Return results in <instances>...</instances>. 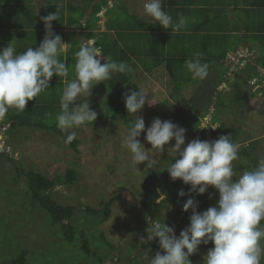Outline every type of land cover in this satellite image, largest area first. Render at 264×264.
I'll return each mask as SVG.
<instances>
[{
    "label": "rangeland",
    "instance_id": "374dc122",
    "mask_svg": "<svg viewBox=\"0 0 264 264\" xmlns=\"http://www.w3.org/2000/svg\"><path fill=\"white\" fill-rule=\"evenodd\" d=\"M220 44L222 47L227 43L221 41ZM218 45L214 46L213 54L220 51ZM194 49L199 51L198 47ZM235 55L227 58L229 64L247 57L246 53L244 56L243 53ZM245 69L249 74L248 68ZM165 75L162 71L148 76L134 73L133 81L138 90L143 89L149 98V104L146 103L138 113L143 117L146 129L154 118L171 120L172 112L183 121L188 118L181 112V108L184 110L189 107L175 105V101H184L185 98H173L171 93L175 85L183 84L188 85L190 89L180 93L194 96L195 90H191V87L195 80L189 72L178 84ZM256 82L254 79L250 83L254 85L253 89L252 85L247 87L244 81L241 84L242 92L248 94L259 89ZM99 85H95L91 90L93 98L85 99L91 101L90 109L97 113L95 122L66 130L67 134L75 132L76 150L53 131L15 123L10 127L4 116L0 117V129H5V141L0 143V151H6L11 157V160L5 156L0 158V264L18 257L22 250L27 252L24 264H149L156 252L162 253L154 241L140 242L141 237H146L145 229L149 219L172 223L170 227H174L177 236L189 225L191 209L185 213L186 220L180 216L182 225L176 221L179 206H183L188 198L193 197L187 195L189 186H182V180H172L165 170L174 162L173 157L169 156L167 151L160 155L153 154L156 164L151 170L145 169L146 162L138 165V170H133L130 153L122 147L127 131L123 117L117 115L111 121L108 90ZM218 89L223 90V86L219 85ZM197 92L205 93L204 90ZM263 92L248 98L249 104L241 106L233 98L236 92L230 89L225 91L223 97L230 99L232 106L227 109L220 108L215 114V102L213 108H210V116L219 117L221 120L213 124L220 125L231 135L233 141L242 142V148L248 153L246 156L240 150L239 158L233 161L237 177L264 158ZM192 96L190 98L194 100ZM9 111L23 113L15 109ZM60 111V106L50 107L45 114V122L48 125H56L55 117ZM131 116L135 119L134 115ZM172 122L187 130L186 143L197 138L202 141H214L219 138V127L213 132L209 131L206 136L204 134L203 138L201 129L192 131L189 123H179L175 120ZM144 136L145 133H141V143L146 149H151ZM174 143V140L170 141L165 148ZM254 158L257 159L253 160ZM239 165L243 166V169H238ZM68 168L77 172L76 179L71 184L66 183L64 178ZM30 169L56 179L57 183L50 190L52 197L60 204L76 208L69 220L74 230L71 242L65 239L59 225L51 221L46 211L30 203L22 175V171ZM153 172H158V176L146 178ZM180 190L186 193L184 197L178 195ZM203 195V198H194L198 202V212L215 206L218 200V193L212 186H209ZM108 201V217L102 214L93 216L83 210L86 207L99 209ZM207 251L198 249L191 255L192 264H203ZM261 264H264V260Z\"/></svg>",
    "mask_w": 264,
    "mask_h": 264
},
{
    "label": "clouds",
    "instance_id": "9594fccd",
    "mask_svg": "<svg viewBox=\"0 0 264 264\" xmlns=\"http://www.w3.org/2000/svg\"><path fill=\"white\" fill-rule=\"evenodd\" d=\"M143 11L155 24L171 29V33H179L188 26V18L183 15L174 22L173 17L164 11L162 0H146ZM58 16L56 10L41 17L45 36L35 49L28 47L19 54L11 44L0 49V117L9 109L23 112L29 101L50 88L54 75L68 76V68L60 59L68 43L53 32L52 22L58 21ZM75 59L74 78L63 81L61 111L55 117L56 126L61 131L95 122L97 113L90 109L88 100L76 104L77 98L82 95L89 97L95 85L111 79L114 73L130 70L124 62L106 57L92 41L81 42ZM185 67L193 80L202 81L208 75L209 65L201 61L199 52L185 61ZM148 99L143 89L124 94L126 111L135 119L127 128L122 147L130 153L133 170H138V165L145 162V169L151 170L156 164L153 154L167 151L174 162L165 170L172 180L179 179L190 185L187 195H202L209 186L218 193L215 206L202 212L197 211L198 202L194 198L187 199L182 206L183 211L191 209L192 214L189 225L181 230L179 236L175 234L174 227L168 226L165 221L148 220L146 237H141L140 242L156 240L162 250V253H155L150 264H192L190 256L197 252L201 244L209 242L214 246L204 255L203 264H261L264 260V158L237 177L233 161L239 158L242 145L234 143L231 135H221L214 141L197 138L186 143L185 128L158 117L146 129L145 121L138 113ZM218 127L220 125L211 123L208 114L203 116L199 126L213 130ZM141 133H145L144 139L151 149H146L141 143ZM74 138L75 132H72L67 136L66 143ZM172 140L174 145L166 149L165 146ZM178 195L184 197L186 193L180 190Z\"/></svg>",
    "mask_w": 264,
    "mask_h": 264
},
{
    "label": "crops",
    "instance_id": "0c3cea01",
    "mask_svg": "<svg viewBox=\"0 0 264 264\" xmlns=\"http://www.w3.org/2000/svg\"><path fill=\"white\" fill-rule=\"evenodd\" d=\"M145 2L146 0H0V49L11 44L19 54L28 47L34 49L38 47L45 36L41 17L56 10L59 16L58 21L52 22L53 32L60 35L63 42L68 43L66 51L60 57L68 68V76L54 75L50 81V88L28 104L60 106V96L65 86L63 81L74 78L75 53L79 50L81 42L92 41L102 50L97 44L101 39L105 48L117 46L125 50L126 56L122 62L130 69L125 74L132 82L135 72L148 76L162 71L166 77H169L168 79H172L167 63L172 68L173 74L183 77L180 82L188 73L185 61L192 58L194 53L201 54V61L209 65L208 75L204 80H195L192 84L191 90H195L194 96L180 93L182 90L186 92L190 89L188 85L183 84L175 85L171 93L173 98L176 96L185 98L184 101H179L180 103L175 101L176 106L189 107L184 110L181 108V112L188 116L184 121L174 117L173 121L179 123H198L197 128H199L203 116L210 115V108H213L214 102L215 108L218 109L213 108L215 110L213 114L220 108L227 109L232 106V101L225 99L223 95L225 91L233 90L234 83L238 84L241 93L238 95L241 97L235 93L233 98L241 106L249 104L248 98H253L256 93L264 91V67L257 64L259 58H264V0H162L164 11L173 17L174 22L180 15L188 18L186 30L179 33H171V29H164L147 17L143 11ZM221 41L227 44L221 47ZM216 44H219L220 51L213 54L212 50ZM196 47L199 51L194 49ZM236 53H243V56L246 53L247 57L242 56L243 59L229 64L227 58L236 56ZM119 54L123 57L121 53ZM157 57L161 62L155 65ZM215 57H219V62L212 61ZM239 64L241 66H238ZM253 65L258 74L250 78V66ZM245 68H248L249 74ZM254 79L257 80L256 84L260 88L257 87L259 89H255L254 92L244 94L241 84L245 81L247 87L251 86L250 83ZM104 83H99V86L102 85L107 89L103 86ZM219 85L223 86V90L218 89ZM251 87L254 89V85ZM199 90H204L205 93H196ZM93 96L91 92L89 97L93 98ZM191 96L194 100L190 98ZM89 97L79 96L76 104L86 101L85 99ZM219 121L221 122L219 117L214 118L211 115V123ZM199 129L203 138L204 134L206 136L209 131H214L205 128L206 131L203 133L202 128ZM219 131L224 129L219 127L217 135L220 134ZM224 133L228 135V132L224 131ZM237 143L242 144V142ZM181 185L184 186V183L181 182ZM187 186L190 188V185ZM197 196L196 193H192L191 197ZM185 213L183 207L179 206L177 212L179 215L176 218L178 224L182 225L179 218L180 216L185 218Z\"/></svg>",
    "mask_w": 264,
    "mask_h": 264
},
{
    "label": "trees",
    "instance_id": "16d2710c",
    "mask_svg": "<svg viewBox=\"0 0 264 264\" xmlns=\"http://www.w3.org/2000/svg\"><path fill=\"white\" fill-rule=\"evenodd\" d=\"M104 41L98 40L97 44L102 47V52L106 55L109 56L114 61L117 62H122L124 57L126 56L125 50L119 47H109L105 48L104 46ZM106 43V42H105ZM121 53L123 57L119 54ZM162 58V57H161ZM155 65L159 64L161 62V59L158 57L155 59ZM219 57H215L212 61L214 63L219 62ZM210 62V61H209ZM247 63H244V65ZM257 64L261 66L262 68L264 67V58H259L257 60ZM167 68L170 77H172V80L175 81V83H179V76L176 74H173L172 68L168 66L167 63ZM250 71L251 73L249 74L250 78H252L254 75H257L258 73L255 71L256 67L255 65L250 66ZM248 76V77H249ZM183 78V77H182ZM105 83L103 84L104 87L107 88L108 90V97H109V109L111 110V121L117 116V115H122L123 117V122L128 128L130 123L134 120V118L131 115H128L125 107V101H124V94L126 92H129L130 90H136L137 85L136 83L130 81L127 79V76L125 73H118L117 75H113L111 79L104 81ZM264 87V86H263ZM261 87V88H263ZM233 90L236 92V94L241 95L240 90L238 88V84L235 85L233 84ZM238 95V96H239ZM241 97V96H239ZM52 106H44V105H33V104H27L25 110L23 111L22 114H16L13 112L8 111L5 115L6 122L10 121L11 124H19L20 126H29V127H34L37 129H43L47 131H53L57 133L59 136H61L65 141L66 138L69 134H67L66 131H61L56 125H48L45 122V117H46V112L48 109ZM174 113H170L171 116V121L174 119ZM189 123L188 126H192V130H195V128L198 127V123L192 124L191 122H186ZM12 125H10L11 127ZM206 129H202V132L204 133ZM220 134L218 133L219 136L221 135H226L224 131H219ZM233 140V139H232ZM234 143H237L233 141ZM72 148L76 150V139L74 138L70 143H68ZM242 147H244L242 145ZM241 147V151L243 152L244 155L248 156V153L246 152L245 148ZM239 150V151H240ZM3 156L7 157L9 160H11V157L8 155L6 151H0V158ZM253 160H256L255 158ZM146 165V163H145ZM240 169H243V166L239 165ZM149 170V169H147ZM77 172L73 168H68L65 172V182L66 183H73L74 180L76 179ZM158 172H153V174H150L146 176V178L151 179L152 176H158ZM22 175L25 178L26 182V191L30 199V203L32 205H38L41 209L46 211L50 218L51 221L54 224H58L61 232L63 233L65 239L68 242L72 241V238L74 236V230L73 226L70 223V218H72L74 211L76 208L74 206L70 205H63L58 203L51 195L50 190H52L57 183L56 179L48 178L44 175H42L39 172H36L32 169L28 171H22ZM202 195H198L197 197L203 198ZM109 206H110V201L106 202L104 206H102L99 209H95L92 207H86L83 210L87 212L88 214H91L93 216L102 214L106 217L109 215ZM167 224V223H166ZM168 225V224H167ZM170 226V224L168 225ZM154 243H157L158 241L154 240ZM214 245L209 242L207 245L201 244L198 249L202 250H209L212 248ZM26 255L27 252L26 250H22L19 254L18 257L10 259L8 261H5L1 264H24L26 261Z\"/></svg>",
    "mask_w": 264,
    "mask_h": 264
},
{
    "label": "built area",
    "instance_id": "2783aa9c",
    "mask_svg": "<svg viewBox=\"0 0 264 264\" xmlns=\"http://www.w3.org/2000/svg\"><path fill=\"white\" fill-rule=\"evenodd\" d=\"M264 83V82H263ZM3 128L1 127V129H0V143H2L3 144V138H4V133H3ZM182 209V208H181Z\"/></svg>",
    "mask_w": 264,
    "mask_h": 264
},
{
    "label": "flooded vegetation",
    "instance_id": "af4514ba",
    "mask_svg": "<svg viewBox=\"0 0 264 264\" xmlns=\"http://www.w3.org/2000/svg\"><path fill=\"white\" fill-rule=\"evenodd\" d=\"M3 141H5V139L3 138ZM4 143V142H3Z\"/></svg>",
    "mask_w": 264,
    "mask_h": 264
}]
</instances>
